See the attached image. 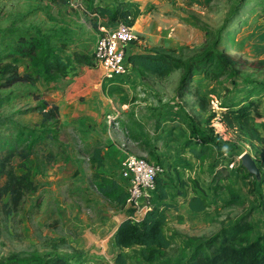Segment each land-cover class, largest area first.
<instances>
[{
    "label": "rangeland",
    "instance_id": "1",
    "mask_svg": "<svg viewBox=\"0 0 264 264\" xmlns=\"http://www.w3.org/2000/svg\"><path fill=\"white\" fill-rule=\"evenodd\" d=\"M84 7L60 5L56 0H0V45L5 39L14 40L19 29L26 27L42 32L61 28L72 32L71 48L93 55L101 28L110 29L116 23L90 14ZM149 11L156 15L153 34L146 38L138 36L129 46H139L141 41L146 49L163 51L185 61L208 48L234 55L241 68L233 77L213 81L197 75L193 80L223 106L251 89L257 95L253 123L264 137V0H170L151 5ZM203 24L212 31L207 38ZM18 65L22 71L24 62ZM181 77L182 72L177 71L162 81L151 77L147 84L128 87L127 92L122 87L121 95L110 98L113 107L102 117L106 131H96L99 122L88 123V129L95 132L80 130L75 120L68 124L71 141L63 145L67 161L61 156L47 169L41 158L42 147H35L29 165L37 191L25 196L20 212L7 216L0 211L1 260L13 255L56 254L69 257L70 264H115V256L121 253L126 264H156L143 258L139 246H115L112 231L123 211L114 209L89 181L92 169L79 152L85 143L100 142L109 151H118L122 155L120 169L127 156L135 155L162 170L158 176L166 181L170 200L177 205V210L168 212L166 220L172 245L165 251V258L170 261L189 252L187 243L191 237L208 238L245 215L254 224V236L264 232V182L258 186L255 177L243 178L246 169L241 168L240 160L244 153L256 162L264 160V141L250 145L230 129L220 135L211 103L202 110L195 99L177 95ZM59 84L20 82L0 88V142L14 144L20 128L33 129L38 134L49 128V124L42 123L37 107L43 101L63 98ZM127 115L145 122L146 145L126 138L120 122ZM203 138L214 141L217 149L212 157L198 159L185 142L190 140L199 148ZM47 149L56 152L57 148L48 144ZM215 173H219L216 177L220 180L214 182ZM191 180H196L208 194L209 207L202 212H193L187 205L186 198L193 188ZM230 184L244 201L242 206H226V187Z\"/></svg>",
    "mask_w": 264,
    "mask_h": 264
},
{
    "label": "trees",
    "instance_id": "2",
    "mask_svg": "<svg viewBox=\"0 0 264 264\" xmlns=\"http://www.w3.org/2000/svg\"><path fill=\"white\" fill-rule=\"evenodd\" d=\"M83 5L85 11L111 22L129 17L133 21L130 12L119 5H101L95 3V0H83ZM202 30L206 38L212 34L206 24L202 25ZM71 34L72 32L61 28H51L43 32L36 27L19 29L14 40H8L0 46V88L20 82L65 80L76 75L80 66H94V55L71 48ZM127 59L143 77L165 79L174 72H182L176 89L177 95L194 98L202 110L210 105V96L202 91L201 83L193 81V77L202 75L216 81L233 77L241 68L240 61L234 55L217 48H208L189 61L177 59L159 50L130 54ZM19 62H24L22 71L19 69ZM251 92L253 91L248 89L240 93L238 100L220 106L223 108L222 121L228 129L236 132L241 140L253 145L254 141H264V137L253 123ZM37 110L42 116V123L49 124V128L42 129L39 134L33 129L20 128L16 132L14 144L8 146V141L0 142V211L7 216L20 212L25 196L38 189L29 165L35 155V147L41 146L44 151L41 158L45 168L51 167L59 157L64 158L63 145L68 143V134L60 127L58 107L43 101ZM133 134V130L128 131L129 136ZM202 141L199 148L190 140L185 142V146L198 159L212 157L217 149L216 143L204 138ZM48 144L51 147L56 146V152L47 149ZM83 152L93 165L100 167L103 164L100 147H84ZM257 165L260 169L262 162L258 161ZM218 174L215 173L214 182L220 180L216 177ZM243 178L253 179L254 176L245 171ZM255 180L261 186L264 174L260 181L256 178ZM90 182L114 209L122 210L125 214L114 234L115 245L119 248L139 246L142 248L143 258L156 264H264V232L254 236V224L246 215L234 224L222 227L208 238L191 237L187 243L189 252L176 261H170L165 258V251L172 245L166 232V220L167 212L177 210V205L170 200L171 193L166 181L157 177L154 190L156 196L149 197L150 208L137 219L133 218L134 208L127 203L128 191L115 178L95 171ZM191 183L193 188L187 200L188 207L193 212H202L209 207L208 194L196 180H191ZM226 188L229 195L226 206H242L244 201L235 188L231 184ZM261 204L264 209V198ZM114 262L126 264V259L119 253ZM0 264H70V258L56 254L21 257L13 255L5 260L0 259Z\"/></svg>",
    "mask_w": 264,
    "mask_h": 264
},
{
    "label": "crops",
    "instance_id": "3",
    "mask_svg": "<svg viewBox=\"0 0 264 264\" xmlns=\"http://www.w3.org/2000/svg\"><path fill=\"white\" fill-rule=\"evenodd\" d=\"M165 1H170V0H95V3H99L101 5L112 3V5L114 6L120 3L118 5L123 7L125 10H128L133 18L132 28L134 29V31L137 33L138 36L142 35L145 36L146 38L148 36H151L155 30L153 18L156 15L149 11L150 6ZM56 2L60 5H65V6L68 3H70L74 7L76 6L81 7V5L83 4V0H64V1L56 0ZM114 23H116V25L111 23L112 25L110 29H114V26H117V22ZM3 35L5 34L3 33ZM5 40L8 41L12 39H5ZM138 44L139 46L127 47L126 57H128V55L130 54L149 50V48L148 49L145 48L146 46L143 43H141V41H139ZM129 68L130 71L127 70V72L124 73L123 75L115 77L112 80H106L104 78V72L100 67L80 66L77 69L76 75L68 77L65 80L56 81L61 83L59 84L60 85L59 88H60L61 97L63 96V98L60 99L59 97H56L55 99L46 102H48L50 105L54 104L58 107L60 127L64 128L68 134L67 144H69L71 141L70 140L71 135L69 131L70 126H68V124L72 123L74 120L77 121L76 127L83 131L95 132L94 130H92L93 128H91V130L88 129L89 122L90 123L99 122L97 127H95L96 131L107 130L105 124H103L102 122V117L104 116L105 113L109 112V109L111 107H113L110 98L114 97L113 95L116 96L121 95L122 87H124L127 92L128 87H132L134 85L137 86L139 84L142 85V83L147 84L149 82L148 80H150L151 77L158 79L160 81L168 78L167 77L165 79H160L155 76L143 77L142 75L139 74L138 70L128 62V69ZM128 73H130V76H128ZM256 96L257 95L253 94L252 97L250 98V100L252 101V113L254 109L253 106L256 104L255 103ZM179 97L181 98L182 96ZM188 97L186 96L182 98H188ZM120 124L121 126H124L125 136L129 141L137 145L147 144L145 141L147 137V126L143 120L140 119L138 120L133 115H127L125 118H123V121H121ZM132 130L134 131L135 134H133V136H129L128 131H132ZM131 137H137V138H131ZM99 143L100 142L91 143V144L85 143L79 149L80 150L79 152L82 154V155L80 154L81 158H85L92 169L89 175V181L92 173L98 171L107 176L115 178L126 189L127 181L121 176V169L119 168L118 165L120 163L122 155L118 151H109V147L102 146ZM84 147L101 148V156H102L103 164L100 167H97L96 165H93L92 163L89 162V157L83 152ZM63 161H67V157L65 153H64ZM259 161L262 162L261 165L262 167L264 165V160L262 159ZM51 167H53V165ZM77 167L75 166L74 168L76 169L77 172H79ZM116 170L118 171L116 172L117 175L114 174V171ZM189 197H187L186 199L188 200ZM171 211H175V210H171ZM124 217H125L124 212H121V216L118 220V223L114 228V230L112 231L113 242H114V234L117 230V227L120 224V222L124 219ZM119 249H125V248H119Z\"/></svg>",
    "mask_w": 264,
    "mask_h": 264
},
{
    "label": "built area",
    "instance_id": "4",
    "mask_svg": "<svg viewBox=\"0 0 264 264\" xmlns=\"http://www.w3.org/2000/svg\"><path fill=\"white\" fill-rule=\"evenodd\" d=\"M101 30L102 34L93 53L95 60L93 67H100L104 72V78L112 80L127 72L126 48L139 37L132 28L131 17L118 21L114 29L102 27ZM210 103L216 113L215 124L220 127L218 133L223 136L229 131L220 115L223 108L216 97H210ZM217 110H221L220 113ZM161 171L154 163L135 155L127 156L122 162L121 176L127 181L126 190L129 193L127 203L134 208V219L142 217L150 208L149 197L156 188V179Z\"/></svg>",
    "mask_w": 264,
    "mask_h": 264
},
{
    "label": "water",
    "instance_id": "5",
    "mask_svg": "<svg viewBox=\"0 0 264 264\" xmlns=\"http://www.w3.org/2000/svg\"><path fill=\"white\" fill-rule=\"evenodd\" d=\"M241 165L246 169V171L253 175L258 181L261 178L260 169L256 163V161L251 157L249 153H244L241 157Z\"/></svg>",
    "mask_w": 264,
    "mask_h": 264
}]
</instances>
